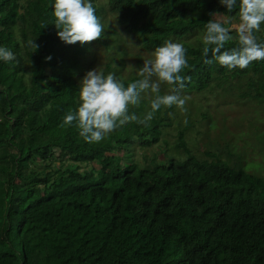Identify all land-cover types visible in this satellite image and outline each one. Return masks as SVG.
Instances as JSON below:
<instances>
[{
    "label": "trees",
    "instance_id": "16d2710c",
    "mask_svg": "<svg viewBox=\"0 0 264 264\" xmlns=\"http://www.w3.org/2000/svg\"><path fill=\"white\" fill-rule=\"evenodd\" d=\"M94 6L101 19L116 15L146 51L204 31L210 13L227 11L218 0ZM51 9V0H0V44L15 53L14 61H0V264H264V175L248 172L230 145L227 158L209 152L200 159L184 129L175 153L142 167L130 157L132 144L159 143L174 106L144 123L128 121L99 142L85 141L75 121L63 122L78 102L80 79L95 67L94 46L108 51L115 30L65 43ZM225 16L238 23L237 10ZM184 44L188 79L183 88L165 82L167 91L227 96L232 79L244 77L237 99L264 111V59L229 69L206 63L201 41ZM122 53L119 66L104 69L121 78ZM148 110L145 99L129 108L139 116Z\"/></svg>",
    "mask_w": 264,
    "mask_h": 264
},
{
    "label": "clouds",
    "instance_id": "9594fccd",
    "mask_svg": "<svg viewBox=\"0 0 264 264\" xmlns=\"http://www.w3.org/2000/svg\"><path fill=\"white\" fill-rule=\"evenodd\" d=\"M218 2L227 9V13L237 10L238 23L232 25L231 18H225L226 12L210 13L211 18L204 23L201 37L205 62L216 61L232 69L245 68L253 60L264 59V0ZM51 3L52 24L63 42L83 43L102 36L104 24L96 14L94 0H51ZM233 40L236 41L235 46L225 47ZM28 43L37 48L34 40ZM186 53L184 42L166 39L143 59L137 70L138 78L128 82L116 72H106L100 65L87 70L77 87L76 107L65 114L63 122L71 124L75 121L85 141L99 142L128 121L144 123L150 120L162 107L175 105L186 111L183 107L185 99L178 92L162 93L160 87L162 82L169 83L173 89L185 86L184 81L188 77L182 74V70L188 64ZM14 59V51L0 44V61ZM46 59H51V56ZM147 92L152 94L150 110L143 116L130 112V106H138Z\"/></svg>",
    "mask_w": 264,
    "mask_h": 264
},
{
    "label": "rangeland",
    "instance_id": "374dc122",
    "mask_svg": "<svg viewBox=\"0 0 264 264\" xmlns=\"http://www.w3.org/2000/svg\"><path fill=\"white\" fill-rule=\"evenodd\" d=\"M107 1L95 0L97 5L103 8L107 7ZM225 18L227 17L225 16ZM101 20L105 29L107 31L115 30V34L109 35L114 39H110L112 47L108 51L102 44L94 46L98 52L95 67L100 65L105 69L108 62H111L113 67L119 66V59L123 55L121 51L127 52L128 54L124 56L125 66L119 71L122 78L127 80L137 74L143 59L151 51L143 50L138 46L134 36L128 35L123 26L118 23L116 15L106 12ZM235 24L233 23V25ZM202 35L203 31H197L183 40L176 38L171 40L186 41L196 45L198 41H201ZM120 45H123V48L119 47ZM48 72L51 70L48 69ZM245 82L244 77L240 79V82L236 78L232 79L231 89L228 91L232 93L227 96H221L219 90L215 92L205 90L202 93L182 91L180 95L185 99L183 107L186 111L173 105L174 110L169 114L171 126L163 128V135L159 143L148 147L138 143L132 144L130 148L132 161L142 167H147L151 166L154 161L167 158L173 152L175 153L178 133L185 129V141L198 158H209L207 155L209 152L227 158L228 152L223 148L225 145H230L229 148L232 152L242 155L243 166L248 172L264 175L263 140L259 139L264 136V111L258 107V103L254 100L241 99L240 97L237 99L238 94L245 90V88L240 89L245 85ZM163 84L165 82L160 85L161 92H168L167 87ZM151 98L150 92L142 96V100L150 101ZM185 119H187V123H185ZM118 154L123 156L124 151H118Z\"/></svg>",
    "mask_w": 264,
    "mask_h": 264
}]
</instances>
